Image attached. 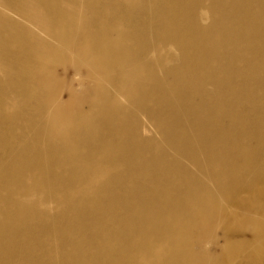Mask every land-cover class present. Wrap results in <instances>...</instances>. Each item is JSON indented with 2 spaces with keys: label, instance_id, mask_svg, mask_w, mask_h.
Returning a JSON list of instances; mask_svg holds the SVG:
<instances>
[{
  "label": "bare ground",
  "instance_id": "bare-ground-1",
  "mask_svg": "<svg viewBox=\"0 0 264 264\" xmlns=\"http://www.w3.org/2000/svg\"><path fill=\"white\" fill-rule=\"evenodd\" d=\"M79 1L0 0V264H264V0Z\"/></svg>",
  "mask_w": 264,
  "mask_h": 264
},
{
  "label": "rangeland",
  "instance_id": "rangeland-1",
  "mask_svg": "<svg viewBox=\"0 0 264 264\" xmlns=\"http://www.w3.org/2000/svg\"><path fill=\"white\" fill-rule=\"evenodd\" d=\"M140 3L141 4H156L158 3L157 0H140ZM79 4H83V1L80 0L79 1ZM64 5H67L68 8L70 10H74V8H77L79 11H81V22L78 18V23L80 26L83 25L82 23V20L84 19H92L96 14H108V3L107 2H103L101 5H98L96 2L94 4H92L91 6L88 5V3L84 4L83 6H79L77 5V3L75 2L74 4H71L69 1H67ZM22 11L25 12V14H33L34 12H36L37 10L35 9H31V8H28L26 4H22ZM113 10V9H112ZM115 11H118L119 12V18H117V21H121L122 23H127L126 22V18L120 10H115ZM113 16V14H112ZM37 20L39 21H43V17L41 14H38L35 16ZM129 20V19H128ZM131 22L133 25L136 26V28H138V30H141L140 32L143 33L145 31H148V28H146L144 25V22L143 21H140L138 22L137 21V18L132 16L130 18ZM129 20V21H130ZM39 21H36V22H39ZM52 56L55 58V60H57V55L58 54H55V53H51ZM64 58L66 60H69V55L67 52L64 53ZM66 63H63L62 65H59L57 66L56 68V75L61 78L63 76V67ZM55 67V64L53 66V68ZM72 75V74H70ZM6 74L4 72H2L0 70V78L3 80V78H5ZM109 77H112L111 75ZM89 89V84H85V87L84 88H78V93L79 94H82V93H85L87 90ZM5 96L0 100V102H2L4 99ZM19 98V97H18ZM62 98L65 100L67 98V96L65 94L62 95ZM4 103H2V105L0 106V113L4 114L5 113V108H4ZM23 103V101L19 98V101L15 102L13 104V106H9L8 110L11 112V111H14V112H19L21 115H20V118L18 116L17 120V126L13 129H8L7 131L9 132H13L15 134H19L20 132L23 131V129L21 127H23V123L25 121V119L28 117V116H31L33 119H35L34 122H37L38 123V118L37 117H40V112H39V109H38V106H37V103L35 100H30L28 102V105H26ZM5 115V114H4ZM6 117V116H5ZM10 122L14 121L13 119H10V118H7ZM20 126V127H18ZM147 137H150V138H153L157 143L161 144L162 147H167V145L165 144V142L162 141L161 139V136L159 133H157L154 129L152 130L151 129V132L149 134L146 135ZM10 137V135H9ZM13 147H20V141L18 139H14L13 142H12V145ZM231 228H234L233 225H232V221H230L229 223L223 225L221 227V229L219 228L217 230L218 232V235H219V245H211V247L209 248V251H204L203 249H200L199 246L196 244L195 245V250L197 252H199L200 254H203V253H216V254H219L221 255L220 253H222L223 251V248H224V240H223V234L224 232L222 231L223 229H231ZM235 229V228H234ZM231 235L235 238H240L241 236H245L246 238H251L252 236V233L249 231V229H245V230H233ZM239 248H237L236 253H233L235 255V257H222L221 259H219V263L220 264H229L230 261L233 262V264H242V260H241V257L240 256H236L237 252H238ZM239 253V252H238Z\"/></svg>",
  "mask_w": 264,
  "mask_h": 264
}]
</instances>
